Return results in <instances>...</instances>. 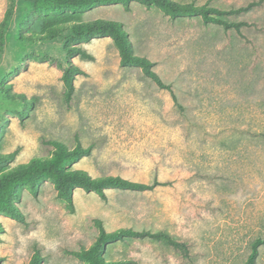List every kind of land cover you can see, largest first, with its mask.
<instances>
[{"label":"rangeland","instance_id":"obj_1","mask_svg":"<svg viewBox=\"0 0 264 264\" xmlns=\"http://www.w3.org/2000/svg\"><path fill=\"white\" fill-rule=\"evenodd\" d=\"M236 8L251 0H175ZM14 8L5 30V10ZM66 13V12H65ZM35 12L30 0H0V152L18 149L0 169L50 155L45 142L92 146L73 164L91 176L119 175L169 182L152 190L106 189V198L80 188L68 212L49 180L32 196L23 186L15 204L24 222L0 214L1 264H28L35 250L42 264H86L67 252L88 248L119 227L163 231L187 244L189 255L163 242L127 238L107 244L108 260L138 264H243L250 243L264 239V33L170 18L131 2L76 11L81 20L122 22L135 54L170 84L175 102L137 67H120L108 37L88 41H38L60 15ZM264 24V6L228 16ZM2 31V33H1ZM2 36V37H1ZM25 37L20 40L21 37ZM93 56L70 61L75 96L63 98V46ZM22 94L19 98L16 94ZM256 264H264V244Z\"/></svg>","mask_w":264,"mask_h":264},{"label":"trees","instance_id":"obj_2","mask_svg":"<svg viewBox=\"0 0 264 264\" xmlns=\"http://www.w3.org/2000/svg\"><path fill=\"white\" fill-rule=\"evenodd\" d=\"M35 12H52L60 15L53 20L58 21L49 27V36L39 37L41 34H33L38 41H56L63 37V42L78 43L88 41L93 37H108L117 48L120 67H137L141 72L154 81L158 87L170 91L175 102L177 97L171 90L170 84L162 81L159 75L152 69L154 63L147 57L135 54L127 31L122 22L117 20L94 18L81 20L76 11L90 10L101 5L121 4L125 9L131 2H137L145 7H155L164 15L170 18L200 17L203 23L221 25L224 29H235L247 42L248 37L242 29H254L264 33V24L255 21L230 20L228 16L249 12L264 6V0H251L244 5L236 8L220 9L208 3L195 4L194 2H179L175 0H30ZM14 8L9 6L4 13L1 21L3 30L8 26ZM66 12V13H65ZM2 33V31H1ZM2 37V36H1ZM25 37H21L23 40ZM62 54L65 59L63 65V98L67 105H70L75 96L74 80L75 75L81 70L74 65L70 58L79 55L84 60H93V56L83 48L72 44L63 46ZM20 99L22 94H16ZM46 144L52 147L50 155L32 156L27 162L6 166L0 169V214L9 216L16 221L24 222V214L15 204L18 190L25 186L29 193L36 197L39 193L40 183L49 180L56 190V196L60 198L68 212L74 209L73 191L80 188L85 192H95L102 199H105L106 189L146 191L152 190L156 186L164 185L169 182H162L153 177L150 182H139L123 178L119 175H100L91 176L86 170L73 167L83 156L91 153L92 146H84L76 141L73 147H68L59 140H48ZM18 153V149L11 152H0V165H8ZM98 235L88 248L80 250H70L67 253L84 260L86 264H138L135 260H108L104 256L107 244L123 241L127 238H148L156 242H163L175 251H183V255L188 257L187 244L183 241L174 239L163 231L135 230L127 227H119L112 231H106L98 222ZM3 226L0 222V233ZM264 244V239L257 237L250 243V251L243 264H256L259 254V247ZM43 258L38 250L32 254L28 264H42ZM1 264V259H0Z\"/></svg>","mask_w":264,"mask_h":264}]
</instances>
